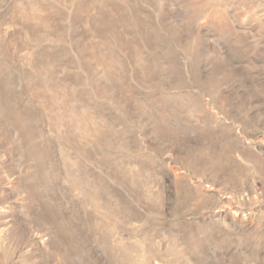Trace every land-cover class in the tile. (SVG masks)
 I'll use <instances>...</instances> for the list:
<instances>
[{"label":"rangeland","instance_id":"374dc122","mask_svg":"<svg viewBox=\"0 0 264 264\" xmlns=\"http://www.w3.org/2000/svg\"><path fill=\"white\" fill-rule=\"evenodd\" d=\"M0 264H264V0H0Z\"/></svg>","mask_w":264,"mask_h":264}]
</instances>
